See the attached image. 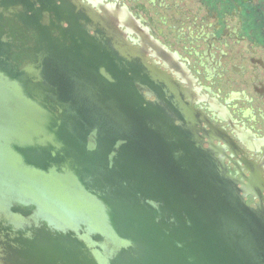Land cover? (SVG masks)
<instances>
[{"label": "water", "instance_id": "obj_1", "mask_svg": "<svg viewBox=\"0 0 264 264\" xmlns=\"http://www.w3.org/2000/svg\"><path fill=\"white\" fill-rule=\"evenodd\" d=\"M101 9L0 0V264H264V205Z\"/></svg>", "mask_w": 264, "mask_h": 264}, {"label": "flooded vegetation", "instance_id": "obj_2", "mask_svg": "<svg viewBox=\"0 0 264 264\" xmlns=\"http://www.w3.org/2000/svg\"><path fill=\"white\" fill-rule=\"evenodd\" d=\"M83 1L177 81L205 146L264 205V0Z\"/></svg>", "mask_w": 264, "mask_h": 264}]
</instances>
